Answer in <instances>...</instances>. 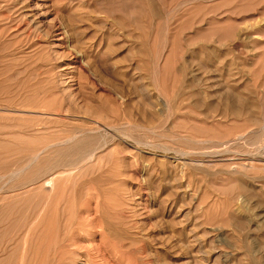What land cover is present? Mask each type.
I'll return each mask as SVG.
<instances>
[{
    "label": "rangeland",
    "instance_id": "rangeland-1",
    "mask_svg": "<svg viewBox=\"0 0 264 264\" xmlns=\"http://www.w3.org/2000/svg\"><path fill=\"white\" fill-rule=\"evenodd\" d=\"M0 264H264V0H0Z\"/></svg>",
    "mask_w": 264,
    "mask_h": 264
},
{
    "label": "bare ground",
    "instance_id": "bare-ground-1",
    "mask_svg": "<svg viewBox=\"0 0 264 264\" xmlns=\"http://www.w3.org/2000/svg\"><path fill=\"white\" fill-rule=\"evenodd\" d=\"M68 142V141H67ZM63 145V144H62ZM56 146H57V144H56ZM51 147H53V146H51ZM48 149V148H47ZM46 150V149H45ZM51 150V149H50ZM94 150V149H93ZM38 151V150H37ZM36 152V151H35ZM32 153H34V151L32 152ZM89 153V152H88ZM38 154V153H37ZM40 155V154H39ZM88 155H90V154H88ZM36 157H38V155L36 156ZM36 157H33V158H35L36 159ZM32 158V157H31ZM37 160V159H36ZM34 161V160H33ZM42 161V160H41ZM56 174V173H55ZM53 175V174H52ZM51 175V176H52ZM56 178V177H55ZM51 179V178H50ZM44 180V179H43ZM47 183V182H46ZM58 187V186H57ZM55 189V188H54ZM42 192V191H41ZM45 193V192H44Z\"/></svg>",
    "mask_w": 264,
    "mask_h": 264
}]
</instances>
